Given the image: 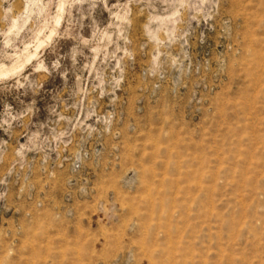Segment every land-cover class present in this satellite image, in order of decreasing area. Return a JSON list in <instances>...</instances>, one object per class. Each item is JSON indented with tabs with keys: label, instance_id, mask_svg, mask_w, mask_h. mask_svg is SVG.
Here are the masks:
<instances>
[{
	"label": "rangeland",
	"instance_id": "1",
	"mask_svg": "<svg viewBox=\"0 0 264 264\" xmlns=\"http://www.w3.org/2000/svg\"><path fill=\"white\" fill-rule=\"evenodd\" d=\"M0 264H264V0H0Z\"/></svg>",
	"mask_w": 264,
	"mask_h": 264
}]
</instances>
